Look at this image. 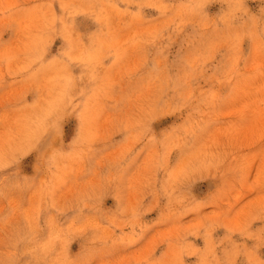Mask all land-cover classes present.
<instances>
[{
	"label": "rangeland",
	"instance_id": "1",
	"mask_svg": "<svg viewBox=\"0 0 264 264\" xmlns=\"http://www.w3.org/2000/svg\"><path fill=\"white\" fill-rule=\"evenodd\" d=\"M0 264H264V0H0Z\"/></svg>",
	"mask_w": 264,
	"mask_h": 264
}]
</instances>
